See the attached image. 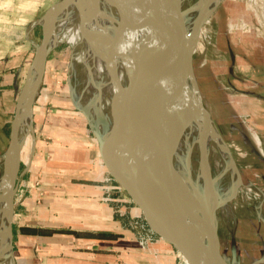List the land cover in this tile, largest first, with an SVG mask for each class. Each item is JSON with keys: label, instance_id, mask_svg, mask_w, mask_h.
Masks as SVG:
<instances>
[{"label": "crops", "instance_id": "obj_1", "mask_svg": "<svg viewBox=\"0 0 264 264\" xmlns=\"http://www.w3.org/2000/svg\"><path fill=\"white\" fill-rule=\"evenodd\" d=\"M51 1L0 0L1 174L17 99L37 46L34 37L39 34L36 29L39 25L36 23L49 4H53ZM48 63L47 59L45 75L49 73ZM257 64L253 62L249 66L254 72L251 77L264 79V69ZM254 80L258 85L259 81ZM259 90H238L240 96L260 99L262 104V109L250 108L247 113L239 106L238 113L259 121L258 124L251 123L250 127L264 149V83H259ZM67 94V100H53L50 109L33 106L36 143L33 157L28 162L26 159L22 163V154L26 151L24 145L20 152L23 171L20 172L17 190L23 195L19 202L14 201L11 225L13 253L7 264H180L174 249L162 240L147 249L141 248L139 238L142 231L137 227L135 230L131 228L137 222L135 218L141 215L135 205L117 194H111L113 200L104 201L108 193L107 185L99 184L102 172L97 166L92 169L91 164L94 163L88 160L94 146L99 153L98 143L95 137L94 144L76 142L80 137L72 133L76 131L74 124L78 123L77 111L80 110L76 108L72 95ZM86 121L91 127L90 121ZM243 132L239 131L242 139L260 162L258 146L253 138H245ZM257 168L256 181L264 190V164ZM250 206L245 205L242 214L255 215L256 223L246 221L244 226H237V231L245 234H234L230 244L232 259L240 258L242 254L257 256L251 262L253 264L264 261V212L260 215L256 211L257 206ZM241 240L248 241V252L240 249ZM0 264L4 263L0 261Z\"/></svg>", "mask_w": 264, "mask_h": 264}, {"label": "water", "instance_id": "obj_2", "mask_svg": "<svg viewBox=\"0 0 264 264\" xmlns=\"http://www.w3.org/2000/svg\"><path fill=\"white\" fill-rule=\"evenodd\" d=\"M101 1L123 11H135L150 6L148 8L153 18L150 17L152 22L149 43L145 47L148 67L138 71L136 65L126 59L129 63L127 82L110 96L111 125L106 136H103L95 123L88 119L98 143L99 155L117 186L139 209L148 229L172 247L186 264H231L222 251L218 234L217 211L226 205V201L235 196L237 187L229 193V199L223 201L218 189L220 176L214 178L211 170L208 172L209 176L204 171H192L191 147L172 153L175 142L183 135L192 121V102L205 113V128L207 130L213 128L217 131L197 85L193 68L194 54L187 55L186 53L188 36L183 27L179 25L177 18L182 0H174L172 5H169L170 0H124L122 3L119 0ZM70 2L71 0H60L54 3L36 23L41 28V41L36 46L27 69L11 123L9 144L3 155V163L11 170L9 189L5 195L10 211L7 221L9 255L6 258L10 260L13 253L11 225L14 197L20 178L19 158L21 144H23L18 136L20 104L22 98L30 92L28 90L29 79L31 70L36 65L39 71L38 80L29 95L32 96L29 107L33 112L35 96L43 80L48 55L55 49L48 47L51 35L56 29L59 16ZM217 6L204 14L192 38L199 34ZM46 16L47 19L43 22ZM187 61L193 69L198 97H192L191 102L190 94L193 90L189 88L187 92H179L175 101L172 102L169 99V104H167L161 96V90L178 87L177 82ZM163 110L172 115L170 124L165 122ZM31 126L33 129L32 114ZM117 131L125 134L136 155L137 167L135 171H127L132 176L127 180L118 171L116 159L112 161V165H109L105 158L106 152L113 148ZM219 136L226 148L230 163L235 166L236 183L239 186L241 176L232 153L220 134ZM257 151V154L264 160L263 151L258 147ZM12 153L17 154L15 163L10 161ZM201 167L203 166L200 165L199 168ZM3 177L2 167L0 179ZM262 262L264 261L259 260L253 264Z\"/></svg>", "mask_w": 264, "mask_h": 264}, {"label": "rangeland", "instance_id": "obj_3", "mask_svg": "<svg viewBox=\"0 0 264 264\" xmlns=\"http://www.w3.org/2000/svg\"><path fill=\"white\" fill-rule=\"evenodd\" d=\"M58 1L60 0H52L51 2L54 4ZM188 1L189 3L186 7H193L199 0ZM52 5L49 4V8ZM36 29L39 31V34H36L34 38L36 40L35 44L38 45L41 41V28L37 26ZM197 38H201L202 41L199 51L195 49ZM197 38L193 44V52H191V55L194 54L193 68L197 85L203 103L208 109L218 133L229 147L241 176V185L237 186V181L231 179L232 176L229 172L220 174L221 172L216 171L213 165L210 169L214 178L222 175L218 181V189L223 201L228 200L229 193H231L234 187H237L235 188V196L225 202L226 205H229L230 214L224 215L222 209L217 211V226L221 247L229 263L251 264L257 256L242 254L240 258L232 260V244H230V239L234 234L239 236L245 234L237 231V226H240V224L244 226L243 223L246 221L256 223L255 215H251L248 212L242 214L245 205H251L250 207L252 205L257 206L256 211L260 215L264 212V202L259 203L248 193L249 188L252 190L254 187H259L256 181L258 179V171L256 169L264 164V160L258 162L254 158L251 149L248 148L244 139H242V135H240L242 133H239L242 130L244 131L243 135H245V138H253L255 144L264 153L258 136L250 127L253 122L258 124L259 121H253L250 115L242 117L238 113L242 108L243 110L241 111L244 112L250 108L254 110L262 109L260 99L256 100L253 97L244 98L238 92H252L253 89L255 92L260 91L259 83H264V79L261 76L256 78L251 77L254 72H252V69H249V66L251 67L253 62L259 63L257 66L260 65L264 69V0H222L209 17L208 22L201 29ZM54 48L48 55L49 73L43 76L33 106H37V108L42 107L45 110L46 108L50 109L53 100L60 98L67 100V93H70L76 108L80 110L77 111L79 114L77 116L78 123L74 124L76 131H73L72 134L79 135L80 139L76 141L77 143L78 141L82 143L86 141L94 144L93 129L87 125L86 120L90 119L93 121L103 136H106L111 125L110 111L105 104L107 97L103 96L101 104L95 105L94 90L97 91V87L102 83V77L96 81H92L88 75L90 67L73 59V48L70 45L61 42ZM76 50L80 51L81 47L77 46ZM191 77L194 79L192 67ZM237 78L243 79V81L241 82ZM254 79H256V82L259 81L258 85H255ZM239 106L240 109L238 108ZM239 127L241 128L240 130ZM217 131L215 132L217 133ZM218 133L217 135L221 141ZM35 141L32 129L23 147L26 151L22 154V163L26 159L28 162V159L33 157ZM88 160H92V163H94L91 164L93 166L92 169L97 166L99 171L102 172L100 185L103 183L111 186L115 185V181L109 175L98 153L97 146H94ZM196 160L192 156V168L196 162L195 164L198 169L199 165H197ZM255 164L256 166H254ZM68 167L71 166L69 165ZM21 171H23V166H20ZM235 183L236 185H234ZM112 195L114 196L115 193L113 192ZM117 195H120L128 203L133 204L122 190ZM138 219L139 222H144L142 215ZM131 228L135 230L136 226L132 224ZM240 247L244 252H248L250 248L247 240H241Z\"/></svg>", "mask_w": 264, "mask_h": 264}, {"label": "bare ground", "instance_id": "obj_4", "mask_svg": "<svg viewBox=\"0 0 264 264\" xmlns=\"http://www.w3.org/2000/svg\"><path fill=\"white\" fill-rule=\"evenodd\" d=\"M119 1L121 3L122 1L124 2V0ZM170 1L169 5H172L174 0ZM221 1L199 0L193 7H186L189 1L182 0L177 18L179 25L183 27L188 36L186 44L187 55L192 54L195 39L201 32L195 38L191 37L201 18ZM148 7L150 6L135 11H123L110 7L101 0H71L59 16L48 47L53 49L61 42L70 45L73 48V59L90 67L88 75L91 80L96 81L102 77V83L97 87V91L94 90L95 105L101 104L103 96H106L105 104L109 109L111 94L117 88L126 84L127 65L129 64L126 59L133 62L138 71L148 67L145 47L149 43L150 26L153 18ZM46 19L47 16L43 19V22ZM201 42V38H197L195 49H198V51L201 47ZM77 46L81 47L80 51L76 50ZM38 72V67L34 65L29 79L28 90L30 92L38 80ZM153 82L155 83V81ZM177 86L161 90V96L167 104H169V99L172 102L175 101L179 92H187L189 88L193 90V93L190 94L191 102L193 101L192 97H198L194 79L191 77L189 61L186 63ZM30 92L22 98L20 104L21 113L18 124V136L19 141L23 143L21 147H23L28 134L32 132V112L29 107L32 96H29ZM192 104V121L183 135L175 142L172 153L184 151L191 147V155L197 159V165H199L197 169L195 162L192 170L204 171L209 176L208 172L213 165L216 171L221 172L220 174L229 172L232 176L231 179L236 181V169L230 163L227 156L228 153L226 155L224 144L219 140L213 128L210 130L205 128V113L194 102ZM162 114L165 122L170 124L173 118L172 115L165 110L162 111ZM105 155L109 165H112V161L116 159L118 171L126 180L132 177L128 172L135 171L137 167L136 155L122 131H117L113 148L109 152L107 151ZM16 158L17 154L12 153L10 156L11 163H15ZM200 165L203 166L201 169L199 168ZM2 167L4 177L0 179V261L7 264L8 260H10L6 258L9 255L7 221L10 211L5 195L9 189L11 170L3 161ZM202 176L205 177L204 174ZM222 210L224 215L230 214L229 205H224Z\"/></svg>", "mask_w": 264, "mask_h": 264}, {"label": "built area", "instance_id": "obj_5", "mask_svg": "<svg viewBox=\"0 0 264 264\" xmlns=\"http://www.w3.org/2000/svg\"><path fill=\"white\" fill-rule=\"evenodd\" d=\"M107 185V184H106ZM120 188L117 185L111 186V185H107L106 187V191H107V195L104 198V201L109 202L112 199L111 194L114 192L115 194H120ZM249 195H251L254 199H256L259 203L264 202V190L260 189L259 187H254L252 190L249 188L248 190ZM251 193V194H250ZM22 191L17 190L15 193V197L17 196V198L14 197V201L17 203L21 200L22 198ZM137 216L135 219L137 220V222H135V226L138 227L139 229H141L142 231V236L139 238V245L141 246L142 249H147L149 247H151L152 245H154L155 243H157L158 241H160V239L154 235L147 227V225L145 224V222H139V219ZM177 258L179 260L180 264H186L183 259L181 258V256L176 253Z\"/></svg>", "mask_w": 264, "mask_h": 264}, {"label": "trees", "instance_id": "obj_6", "mask_svg": "<svg viewBox=\"0 0 264 264\" xmlns=\"http://www.w3.org/2000/svg\"><path fill=\"white\" fill-rule=\"evenodd\" d=\"M115 185H117L115 182H114Z\"/></svg>", "mask_w": 264, "mask_h": 264}]
</instances>
